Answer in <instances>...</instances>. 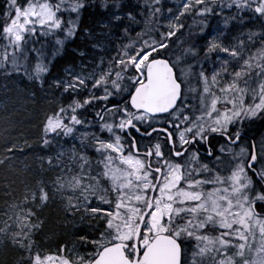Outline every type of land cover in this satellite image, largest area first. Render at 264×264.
Segmentation results:
<instances>
[{
  "label": "snow or ice",
  "instance_id": "snow-or-ice-1",
  "mask_svg": "<svg viewBox=\"0 0 264 264\" xmlns=\"http://www.w3.org/2000/svg\"><path fill=\"white\" fill-rule=\"evenodd\" d=\"M175 4L142 0L125 11L122 0H0V73L43 86L66 45L88 54L78 37L100 53L54 81L60 96L43 116L41 143L64 137L79 147L61 144L46 157L49 178L41 172L9 193L0 241L19 254L12 264H264V136L259 152L256 140H241L264 123V0ZM187 15L241 27L254 16L262 26L199 44L208 21L185 32ZM55 199L82 234L52 251L37 236Z\"/></svg>",
  "mask_w": 264,
  "mask_h": 264
},
{
  "label": "trees",
  "instance_id": "trees-1",
  "mask_svg": "<svg viewBox=\"0 0 264 264\" xmlns=\"http://www.w3.org/2000/svg\"><path fill=\"white\" fill-rule=\"evenodd\" d=\"M122 2L125 5V11H135L134 5L142 2V0H122ZM162 7L165 10L173 8L175 11V0H162ZM99 15L97 14V18ZM195 19L193 15H187L186 18H183L185 32L192 29L198 31V28L194 27ZM202 19L204 17H201ZM190 25H192L191 29L189 28ZM255 26L257 28L261 27L262 21L255 23ZM141 27H144V25H141ZM248 28L247 24L244 23L242 29L239 27L237 29L244 31ZM138 31H140V28H135L132 31V38L135 37V33ZM207 32V27H205V32L200 33V37H197L198 43L201 42L202 38H207ZM183 34L179 33L178 36ZM119 35L117 33V36ZM98 39L105 38L99 37ZM107 39L111 40L110 37ZM116 42L126 43L127 41L117 40ZM77 43L88 54L84 57L75 55L71 49L76 48L77 45H66L63 53H58L56 58L52 60L50 73L46 75L43 86L21 75L0 73V157L8 155L5 149L9 144L16 145L12 153L13 158L8 164L0 165V212L3 211L5 204L11 199L9 193L14 189H19L21 181L37 177L41 172H43L45 179L53 174L55 169L49 170L46 157L55 155L60 150L61 144H63L65 150L73 145L79 147L77 140L64 137H61L60 140H54L48 145L41 143L43 116L58 104L60 96L54 81L58 78H67L66 68L79 70L81 60L85 62L86 66H90L89 62L92 57L100 55L99 51H93L91 47L86 46L96 43L95 40L83 41L82 38L78 37ZM6 87H9L10 90L8 91ZM87 114L91 115V109H88ZM256 122L257 124L253 127L250 126L251 124L247 126V132L244 136H248L259 143V138L264 136V123L259 120ZM85 130L80 129V131ZM145 141L147 142L148 139H145ZM89 154L93 155L95 159L94 153ZM41 158L45 159L42 160ZM42 163L43 168H41ZM43 216L45 217V230L43 228L37 236L42 249L55 251L58 242L62 243L64 240L73 238V231H76L77 235L82 234L80 232L82 225H80L79 220L73 221L71 217L64 216L59 199H55L48 204L43 211ZM64 220L70 222L65 225ZM73 223L76 224L75 229ZM18 255L0 241V264H12V261Z\"/></svg>",
  "mask_w": 264,
  "mask_h": 264
},
{
  "label": "rangeland",
  "instance_id": "rangeland-1",
  "mask_svg": "<svg viewBox=\"0 0 264 264\" xmlns=\"http://www.w3.org/2000/svg\"><path fill=\"white\" fill-rule=\"evenodd\" d=\"M224 11H228V12H232V13H234L235 12V8H233V9H231V10H229V9H225ZM234 24V23H233ZM222 25L224 26V24L222 23ZM215 33H220L219 31H218V29L216 28V30H214V31H212L211 33H209V36H211V35H213V34H215ZM199 37H200V34H199ZM207 39L208 38H206V39H203V44H205V42L207 41ZM200 43V42H199ZM44 230H45V228H44Z\"/></svg>",
  "mask_w": 264,
  "mask_h": 264
},
{
  "label": "bare ground",
  "instance_id": "bare-ground-1",
  "mask_svg": "<svg viewBox=\"0 0 264 264\" xmlns=\"http://www.w3.org/2000/svg\"><path fill=\"white\" fill-rule=\"evenodd\" d=\"M5 84V83H4ZM11 84H12V82H11ZM6 85V84H5ZM7 89H8V91L10 90V88L9 87H6ZM0 192H1V190H0Z\"/></svg>",
  "mask_w": 264,
  "mask_h": 264
},
{
  "label": "flooded vegetation",
  "instance_id": "flooded-vegetation-1",
  "mask_svg": "<svg viewBox=\"0 0 264 264\" xmlns=\"http://www.w3.org/2000/svg\"><path fill=\"white\" fill-rule=\"evenodd\" d=\"M160 135H162V133H160Z\"/></svg>",
  "mask_w": 264,
  "mask_h": 264
}]
</instances>
